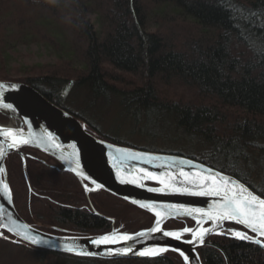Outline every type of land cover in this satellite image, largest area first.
I'll return each instance as SVG.
<instances>
[{
	"label": "trees",
	"instance_id": "1",
	"mask_svg": "<svg viewBox=\"0 0 264 264\" xmlns=\"http://www.w3.org/2000/svg\"><path fill=\"white\" fill-rule=\"evenodd\" d=\"M32 39L60 45L64 59H78L81 70L73 77L47 70L14 80L31 84L63 107H84L74 115L96 134L130 145L120 132L125 128L149 141L182 142L178 153L234 174L264 195V0H0L3 63V53L17 41ZM125 74L132 79H124ZM71 81L78 86L65 85ZM62 92L129 99L113 104L57 103L53 95ZM108 105L122 108L112 117L116 124L103 131L99 121L109 111L102 107ZM185 142L198 147L189 149ZM14 158L21 164V157L11 153L6 160L8 177L16 207L28 222L66 229L50 227L57 233H102L111 228L110 215L101 207V214L80 207L86 194L72 173L33 159L26 166L22 163L21 171L13 166ZM16 174L21 175L20 196ZM21 195L28 196L27 206L36 212V220L27 206L21 208ZM105 196L142 213V222L128 214L117 217L115 225L121 229L135 231L152 224V213L110 193ZM193 223L190 218H174L165 226ZM209 241L213 244L199 248L204 264H264L259 244L220 234ZM16 242L42 254L74 255ZM78 257L97 264L152 258L157 264H186L172 250L145 259Z\"/></svg>",
	"mask_w": 264,
	"mask_h": 264
},
{
	"label": "water",
	"instance_id": "2",
	"mask_svg": "<svg viewBox=\"0 0 264 264\" xmlns=\"http://www.w3.org/2000/svg\"><path fill=\"white\" fill-rule=\"evenodd\" d=\"M0 85L5 86L0 90V104H11L13 106L12 109L0 107V113L6 115L9 119L8 121H0V130L12 129L14 133L18 134L16 136L17 141L20 139L29 141L27 144H18V147H9L12 143V137L0 135V147L3 148V156L0 157V168L4 169L3 172H0V180L8 184L10 192V194L5 192L3 187L0 186V237L44 249L106 259L152 258L166 251L158 252L153 256H140L138 253L145 248H165L167 251L172 250L179 255L180 252H183L184 255L189 257L188 261L185 262L183 256L180 255L186 264H204L199 248L205 244H213L208 240V237L218 235L217 233L235 237L227 234L228 229L245 232L252 237V239L242 240L251 241L261 246L264 245V236L259 235V233H252L242 225H240L242 227L231 225L229 223H235L228 221L223 222L221 227L214 228L213 222L208 221L207 218H204L201 227L214 228V230L204 236L202 244L198 241L188 243V241L193 239L192 235L188 233H184L180 239L163 235V231H181L184 227L195 229L197 228L196 220L200 218L199 214L187 216L182 209H171L170 205H184L187 208L208 210L214 201L213 197L191 195L184 192V188H189L191 191H197L198 189L190 184L181 183L183 180V177L179 174L181 168L189 173L202 171L201 166L203 168H211L231 178L233 181L243 184L253 194L264 198V195L258 193L234 174L182 153L153 150L103 139L94 133V128L90 124L67 111L57 108L56 104H52L43 93L31 84L20 80L0 79ZM13 85L14 87H12ZM24 147L37 148L57 159L63 165L64 171L74 173L84 183L88 192L104 189L140 208H142L140 206L142 203L152 205L151 210L143 208L154 215L152 224L135 231L112 230L102 233L77 234L52 232L28 222L16 207L6 163L10 153L18 152L24 155ZM117 149L148 153L154 159H152L151 163H145L144 160H127L126 167L122 165L114 167L113 164L115 162L112 157L118 154ZM172 158L176 159L173 160ZM77 161L80 165L79 168H76ZM181 161H191L192 164H181ZM141 168L158 174H167L164 177L166 182H169V176L174 175L176 180L172 182L173 187L181 190L174 191L173 187L165 188L157 180L145 179L144 174L140 172ZM73 169L76 170L73 171ZM97 185L101 187H97ZM152 188L161 189L162 191H149ZM156 212L161 213V231L149 232L150 228L156 226V220L158 219ZM183 217L192 219L194 223L180 227L165 226L170 219ZM3 225H7V227H3ZM8 228H14L21 234L27 233L42 238L44 243L34 245L24 241L22 236L16 235L15 232H10ZM140 232L145 233V235L137 236L136 234ZM113 233L117 236L128 234L133 236L134 239L131 241H118L115 244L108 245H94L91 243L92 239ZM256 241H260V243ZM66 246L74 247L76 250L68 252ZM129 247L133 251L125 253L120 251V249ZM262 247L264 248V246ZM87 253H91V255Z\"/></svg>",
	"mask_w": 264,
	"mask_h": 264
},
{
	"label": "rangeland",
	"instance_id": "3",
	"mask_svg": "<svg viewBox=\"0 0 264 264\" xmlns=\"http://www.w3.org/2000/svg\"><path fill=\"white\" fill-rule=\"evenodd\" d=\"M93 17H95V14L93 15ZM60 54H62L63 57H61ZM3 55L6 58V63H3L5 61H3L0 56V79H10V80L21 79V78L23 79L27 75H34V74H38V72H43L47 70H55L57 73H60L62 75H66V76L70 75L73 77V75L76 76L81 70V64L78 61V59L71 60V62L69 61V59L68 61L67 59H64V52L61 49L60 45H57L55 43L53 46L51 45L49 46L44 41L38 39L35 40L32 39V41L27 40V42L23 40L17 41L14 48L10 49L7 53L4 52ZM6 55L8 56L6 57ZM114 73H118L117 75H119V72L117 71H115ZM124 76H125L124 79L126 78L132 79L131 78L132 76H129L127 74H125ZM7 77H11V78H7ZM65 85H67V87L69 88L78 86V84L73 83L72 81L66 83ZM119 95L120 94H88V93L66 94L62 92L60 94L53 96H55V100H58L57 103H72V104H94V103L113 104L115 102H120L122 100L129 99ZM54 104H56V102H54ZM56 106L61 110L71 113L72 115L80 111H84V107H80L79 105H75L73 107H63L62 104H56ZM92 108H96V107H92ZM102 108H105L109 111L104 113L105 118L99 121V125L101 126L103 131H108V129L112 125L116 124L115 121L117 122V120L112 119V117L115 115L114 113H116V111L119 108H122V106L108 105ZM1 116L2 115H0V119L4 120V117ZM112 129H114L115 131L116 127ZM120 132H122L124 136L127 135V141L129 142L130 145L153 149V150L177 152L178 149L176 147H178L179 144L182 143V142L171 143V142H165L163 140L149 141L146 139H141L139 138L140 136L131 134L130 131L127 129L125 130V128L121 129ZM183 144H185L186 147L189 149L191 147L192 148L198 147L197 144L192 143L193 145H191V142H185ZM193 153L198 155L200 153V150H195ZM12 160L14 161V163L12 161V164L15 168L18 167L17 169H19V167L22 166L23 163L22 159L20 161L21 164L19 162L20 164L19 166L16 163V161H18V158L17 159L14 158ZM20 176L21 175L19 174H16L14 176L15 182H17L16 186H17V191H19V196L21 194V190L18 188V184L21 183L20 182L21 180L19 179ZM20 198L23 200V201L20 200L19 202L20 206L23 210H25L26 206L28 205L27 203H29V198L26 195L25 196L21 195ZM24 201H26L25 205L23 204ZM99 206L105 211L106 215H110L109 219L112 221V226L108 231H112V230L132 231V229L130 230L121 229L115 225L117 217H120L122 215L128 214L131 218H133L134 221L138 220L137 222L140 221L142 222V219L139 218L142 217L141 212L132 209L131 210L125 209L124 207H128V208L130 207L127 206V204H124L123 202L118 201L117 199H113L109 196L104 195L103 197H101V199L99 197ZM27 208H28L27 212H29V215L31 213L32 217L35 218L36 220L38 218L36 212L30 211V207L28 206ZM35 210L39 212L41 211L38 208ZM0 264H97V263H94L88 259H83L74 255L59 256L53 253L42 254L41 252L29 249L28 247L14 240L0 237ZM105 264H157V261L152 258L149 261H142V262L121 261L119 263L105 262Z\"/></svg>",
	"mask_w": 264,
	"mask_h": 264
},
{
	"label": "snow or ice",
	"instance_id": "4",
	"mask_svg": "<svg viewBox=\"0 0 264 264\" xmlns=\"http://www.w3.org/2000/svg\"><path fill=\"white\" fill-rule=\"evenodd\" d=\"M5 86L0 85V90H2ZM14 87V85L12 86ZM0 107L5 109H12L13 106L11 104H0ZM0 135H4L6 137H12V143L9 147H18V144H27L29 141L27 139H20L17 141L16 136L17 133H14L12 129L0 130ZM22 135V134H21ZM59 147V145H57ZM117 155L113 156L114 160L113 166L122 165L126 167L127 160H144L145 163H151L153 157H151L148 153H136L132 152L128 149H117ZM3 156V148L0 147V157ZM147 157V159H145ZM175 160L176 158H172ZM181 164L188 163L192 164L191 161H181ZM79 162L76 163V168H79ZM160 166V165H157ZM202 171H197L195 173L185 172L183 168L180 169V176L183 177L181 181L182 184L187 183L192 185L194 188H197V191H191L189 188H184L183 191L189 193L191 195L198 196H209L213 197L214 201L212 206L208 209H200V208H187L184 205H170L171 209H182L183 213L187 216H194V214H199V219L196 220L197 228L193 229L191 227H184L181 231H163V235L166 237H174L176 239H180L184 233L191 234L193 239L188 241V243H194L198 241L199 243L204 242V236L209 232L213 231L215 227H221L223 222H233L238 225L244 226L246 229L250 230L252 233H259V235L264 236V198H261L260 195L253 194L252 191H249L247 187L243 184H239L237 181H233L231 178L224 176L222 173L217 172L211 168H203L201 166ZM76 169H73L75 171ZM4 169L0 168V172H3ZM140 172L144 174V178L148 180H157L161 184L165 186V188L173 187V183L176 180L174 175L168 177V181L165 180V175L167 174H158L154 172H150L145 168H141ZM127 182V181H122ZM135 182V181H132ZM0 186L3 187L5 192H9L8 184L4 183L0 180ZM97 187H101L97 185ZM87 191V187L85 188ZM174 191H180L181 189H176L173 187ZM149 191H162L161 189H149ZM10 194V192H9ZM135 203V201H134ZM142 208H146L151 210L152 205L150 204H141ZM157 220L156 226L150 228L149 232H159L161 231L160 223H161V213L156 212ZM204 218H207L208 221L213 222L214 228H203L201 227L204 222ZM3 227H7V225H3ZM10 232H15L16 235L22 236L24 241H28L32 244H40L44 243L42 238H38L33 235H29L27 233L21 234L19 231H16L14 228H8ZM223 234V233H217ZM227 234L234 235L239 239H252V237L248 236L247 233L237 231L235 229H228ZM137 236H143L145 233L140 232L136 234ZM133 236L124 234L117 236L115 233L110 235H103L96 239H92L91 243L94 245H108L115 244L118 241H131L133 240ZM260 243V241H256ZM264 246V245H262ZM66 250L68 252H73L76 249L71 246H66ZM122 253L131 252L133 249L131 247L126 249H120ZM167 251L165 248L153 249V248H145L143 251H140L138 255L140 256H153L158 252ZM91 255V253H87ZM180 255L183 256L185 262L188 261L189 257L184 255L183 252H180Z\"/></svg>",
	"mask_w": 264,
	"mask_h": 264
},
{
	"label": "flooded vegetation",
	"instance_id": "5",
	"mask_svg": "<svg viewBox=\"0 0 264 264\" xmlns=\"http://www.w3.org/2000/svg\"><path fill=\"white\" fill-rule=\"evenodd\" d=\"M8 120L9 119H5V118H4V120L0 119V121H8ZM96 135L101 137V138H103V139L112 141L111 139H109L107 137L101 136L99 134H96ZM112 142H115V141H112ZM23 150L25 152L24 155H21L18 152H13V153L18 154L21 157L22 162L24 163V166L27 165L28 159H33L34 161H37L39 164L42 163V164H45L47 167L56 168L58 170L64 171L63 170V165L57 159L52 157L51 155H49V154H47V153H45V152H43V151H41V150H39L37 148H34V147H24ZM9 155H8V157H9ZM64 172H68V171H64ZM70 173H72V172H70ZM72 174L78 179V181L80 183V186H81V189H83L85 191L84 193L86 194L85 197L81 196V200L78 202V203H80V207L81 208L85 207L88 210L94 211L96 214H101L100 210H99V208H100V206H99V196H100V194L107 195V193H110V194H112L114 196H116V195L111 193V192H109V191H107V190H104V189L93 190V191H89L88 192V191L85 190L86 187H85L84 183H82V181L74 173H72ZM34 193L38 194V192H36V191ZM143 216L147 217L148 215L143 213ZM34 223H35L36 226H39V227L41 226V224L38 223V221L37 222L34 221ZM231 225L239 226L237 224H231ZM52 226L55 228V230L64 231V227L63 226H58V225L46 226V224H44L43 227H41V228L49 231L50 227H52ZM118 228H122V227L118 226ZM212 236L213 235L209 236L208 240Z\"/></svg>",
	"mask_w": 264,
	"mask_h": 264
},
{
	"label": "bare ground",
	"instance_id": "6",
	"mask_svg": "<svg viewBox=\"0 0 264 264\" xmlns=\"http://www.w3.org/2000/svg\"><path fill=\"white\" fill-rule=\"evenodd\" d=\"M52 103V102H51ZM117 196V195H116ZM119 197V196H118Z\"/></svg>",
	"mask_w": 264,
	"mask_h": 264
}]
</instances>
